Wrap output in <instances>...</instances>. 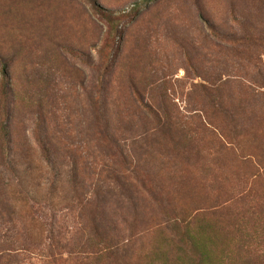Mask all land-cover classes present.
Returning <instances> with one entry per match:
<instances>
[{
    "label": "rangeland",
    "instance_id": "1",
    "mask_svg": "<svg viewBox=\"0 0 264 264\" xmlns=\"http://www.w3.org/2000/svg\"><path fill=\"white\" fill-rule=\"evenodd\" d=\"M4 64L0 264H264V0H0Z\"/></svg>",
    "mask_w": 264,
    "mask_h": 264
},
{
    "label": "trees",
    "instance_id": "2",
    "mask_svg": "<svg viewBox=\"0 0 264 264\" xmlns=\"http://www.w3.org/2000/svg\"><path fill=\"white\" fill-rule=\"evenodd\" d=\"M1 77H2V88L4 90V96H0V105L3 106L5 99H6V102L8 100V92H7L8 91L7 90L8 89V86H7L8 74H7V68H6L5 64L2 66ZM3 130H4V128H3ZM1 131H2V129L0 128V139L2 137ZM211 134L213 135V132H211ZM40 145H41L42 151L46 154L48 151L47 147L43 143H40ZM220 148H221L220 149L221 151H226L225 150L227 148L226 143L224 144V142H221ZM238 149H239V151H242L244 148L242 146H240V144H239ZM257 151L258 150L255 149V151H253V155L247 154V155L241 156L240 163L244 164V167H246L244 170L245 175H248V176L252 177L253 179H257V178L264 179V168L261 167V165H260L261 162L264 161V159H259L258 162L255 159H253L255 154L258 155ZM259 161H260V163H259ZM47 162H48V160H47ZM55 177L57 178L56 173H55ZM71 178H74V173L71 174ZM55 181H58V179H55ZM55 185H56V183L52 184L51 187H55ZM262 208L263 207L260 204L259 205H257V204L249 205V208L246 209V213L254 215L256 218L258 215L264 214V211H262ZM89 221H90L89 226L88 225L83 226V229L88 230V234H85V233L84 234L86 236H98L99 235V226H101V228L103 230H104V227H102L101 223H99V225L93 224L94 223L93 219L89 220ZM190 224H192V222H190L188 220L186 221L183 217L175 216L171 220L166 221L163 224V227L159 224V225H157V228L161 229V230L167 229L169 231V233L172 234L173 238L175 239L177 246H180L181 244H185L187 247H189V250H191L193 255H194V259L190 260V262L195 264L196 263V256H195L192 249H194V251L196 252L195 249H199V247L194 244V241H193L194 237L189 232L190 231ZM103 232H105V231H103ZM88 239L89 238H87V241H88ZM86 245H87V247H89L88 249H90V254L92 255L91 260H97L98 258L100 259L102 257L101 253H99V251H100L99 245H101V243H99V242L95 243V242L88 241V244H86ZM105 248L108 249V246H105ZM197 260H198V263H196V264L202 263V258L200 256H197ZM220 264H233L232 259H231L230 249H229L228 245H227V247H225V249L223 250V252L220 256ZM247 264H261V263H260V261H257V260L252 261L251 259H248Z\"/></svg>",
    "mask_w": 264,
    "mask_h": 264
}]
</instances>
